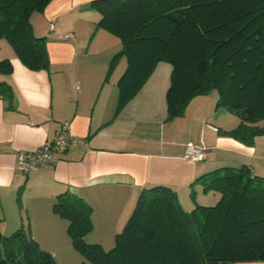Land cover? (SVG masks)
Wrapping results in <instances>:
<instances>
[{
  "label": "crops",
  "instance_id": "obj_1",
  "mask_svg": "<svg viewBox=\"0 0 264 264\" xmlns=\"http://www.w3.org/2000/svg\"><path fill=\"white\" fill-rule=\"evenodd\" d=\"M91 1L50 0L35 16L37 22L53 26L48 32L32 26L36 35L46 38L48 70L27 68L6 40L0 44V60L8 58L12 65L10 73H0V82L11 89L9 99L0 95V225L5 221L15 230L22 227L34 240L56 234L68 237V222L54 214L51 205L57 194L69 191L92 209V230L84 240L109 249L111 243L103 242L113 241L123 228L143 188L171 187L181 206L191 210L195 204H214L219 197L193 183L209 170L246 164L264 176V135L248 145L219 133L238 121L216 107L215 92L194 96L181 115L168 117L172 70L168 61H159L115 113L116 82L126 62L119 57L108 72L120 40L103 28L94 30L100 14ZM67 16L64 27L61 22ZM63 123L73 139L63 150L54 151L53 163L23 172L17 153L34 151L53 140ZM188 142L205 148L203 160L184 157ZM47 223L57 231L47 228ZM45 250L54 256L52 248ZM229 264H264V260Z\"/></svg>",
  "mask_w": 264,
  "mask_h": 264
},
{
  "label": "trees",
  "instance_id": "obj_2",
  "mask_svg": "<svg viewBox=\"0 0 264 264\" xmlns=\"http://www.w3.org/2000/svg\"><path fill=\"white\" fill-rule=\"evenodd\" d=\"M50 0H0V39L31 70H48L46 38L33 31L30 16ZM103 28L120 40L125 69L116 82L115 113L142 87L159 61L171 66L168 117L181 115L197 95L215 92L216 107L236 115L238 124L219 133L248 145L264 135V0H92ZM8 58L0 73H10ZM0 95L11 97L0 82ZM59 128V127H58ZM219 194L211 205L185 210L168 186L143 188L114 245L87 243L92 209L64 191L53 209L66 218L72 246L95 264H229L264 260V176L246 164L224 165L193 183ZM192 183V185H193ZM195 198V191L191 190ZM0 264H56L22 227L0 232Z\"/></svg>",
  "mask_w": 264,
  "mask_h": 264
},
{
  "label": "rangeland",
  "instance_id": "obj_3",
  "mask_svg": "<svg viewBox=\"0 0 264 264\" xmlns=\"http://www.w3.org/2000/svg\"><path fill=\"white\" fill-rule=\"evenodd\" d=\"M38 14H42L41 11H34L31 16H30V20H31V24L32 26L34 25V29L37 30V29H42L44 30V28H46V32L49 31L50 27H53L52 24H46L44 22V20H41V21H38L35 20V16H38ZM73 16V15H72ZM68 16L66 18V20H64L63 22H61V24L66 27L65 24H68ZM77 23V21L74 23V25ZM57 24V23H56ZM61 27V26H60ZM93 30V29H92ZM92 32V31H91ZM70 33H66L64 34V36H68ZM91 34H88L86 36V38L91 37ZM70 36V35H69ZM5 41V39H4ZM7 41V40H6ZM5 41V42H6ZM3 42V39H0V44H2ZM8 42V41H7ZM118 67H116V70L114 72V74L116 73V71L118 70L119 68V65H117ZM112 74V72L109 74L108 78L106 79V82L107 83H110L111 79H112V76L114 75ZM228 117L229 118H233L235 120H237L239 122V119L236 115L232 114V113H228ZM200 147V146H199ZM203 148V147H202ZM205 149V148H204ZM258 173V172H256ZM188 209H191L190 207ZM51 210L54 214H56L58 217L66 220L65 217H63L62 215H60L59 213L55 212L54 209H53V204L51 205ZM67 221V220H66ZM24 222L26 224L27 222V219L26 217L24 218ZM46 227L51 229V230H54V231H57V228L51 224V223H47L46 224ZM16 229V228H15ZM15 229L13 228V225L10 224V222H5L0 225V232L3 234V235H6V236H9L13 233V230L15 231ZM68 233V232H67ZM35 241L38 243V245L40 246V248H44V249H47V248H52L54 251V256H55V260H56V264H95L88 256H86L84 253H82L81 251L75 249L73 246L72 248L70 247V245H72L71 243V238H70V235L68 233V237L65 235H60V234H56L54 235V237H51V238H36ZM114 241V240H113ZM113 241H108V242H103L104 245L108 246L110 243L111 245L113 246L114 245V242ZM71 248V249H70Z\"/></svg>",
  "mask_w": 264,
  "mask_h": 264
},
{
  "label": "built area",
  "instance_id": "obj_4",
  "mask_svg": "<svg viewBox=\"0 0 264 264\" xmlns=\"http://www.w3.org/2000/svg\"><path fill=\"white\" fill-rule=\"evenodd\" d=\"M72 139L68 131L67 123L61 124L53 140L46 142L34 151H19L17 153L19 168L23 172L28 173L53 163L55 161L54 151L63 150ZM204 155V148L194 145L191 142L186 144L185 158L192 161H200L204 159Z\"/></svg>",
  "mask_w": 264,
  "mask_h": 264
}]
</instances>
